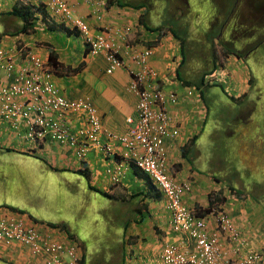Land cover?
Segmentation results:
<instances>
[{
	"label": "crops",
	"instance_id": "obj_1",
	"mask_svg": "<svg viewBox=\"0 0 264 264\" xmlns=\"http://www.w3.org/2000/svg\"><path fill=\"white\" fill-rule=\"evenodd\" d=\"M66 1L73 6L76 17L85 18L94 32L105 28L122 30L131 27L130 36L119 40L121 57L127 60L126 68L108 73L105 55L91 54L84 38L78 32L60 30L56 19H52L56 24L49 23L48 29L37 30L31 35L12 37L1 34L0 46H12L22 39L49 64L52 54L54 63H57L56 68L52 67V82L66 98L86 100L97 108L102 120L100 140L108 143L113 153L103 151V144L92 143L90 151L81 161L75 148L67 144L53 141L32 144L25 139L24 131H15L9 123H0V207L22 212L40 226H52L56 230L47 229L46 234L53 239L62 240L68 236L77 242L84 226L91 225L90 228L95 229L103 219L112 221L121 216L123 221L124 215L129 216L119 227L127 241L126 264H159V255L165 245L175 246L184 252L195 251L194 240L187 234L172 230V216L163 197L156 199V192L150 189L146 176L123 160L125 147L106 135L127 133V119H137L139 98L129 90L131 76L128 67L137 69L138 66L132 62L129 48L137 52L152 48L149 62L157 72L159 85L166 93H174L177 97L176 103H170L168 108L172 125L179 129L180 135L176 139H166V148L170 177L179 184L190 186L183 203L204 218L211 230L217 228L212 210L216 205L226 209L246 240L243 253L248 250L260 252L264 264V209L255 202L239 204L241 200L234 195L233 202L231 192L220 180L196 168V156H201L199 143L209 116L204 94L207 89L188 87L177 77L182 61L179 41L168 34L159 38L158 32L149 31L145 27L146 13L143 9L107 2L106 9H102L103 18L98 22L89 15L91 7L84 0ZM8 2L0 4V14L8 13ZM3 17L8 20L9 26L13 23L11 17ZM17 28L15 25L14 30ZM227 42H231L229 36ZM239 55V59L230 55L226 62L230 71L234 72L227 77L232 81L228 83V90L234 92L231 99L240 103L248 97L256 78H252L243 55ZM242 70L248 71L245 79L239 74ZM1 79L4 83L8 82L5 74L1 75ZM243 84L244 90L236 93L237 86L242 87L240 85ZM222 90L227 92L224 87ZM254 110L255 107H247L245 112L242 111L245 114L243 122L253 116ZM65 124L73 132L87 129V116L68 112ZM247 130L256 129L248 125ZM107 206L115 207L109 217L104 216ZM232 248L224 241L228 257L232 255ZM0 264H43V261L31 256L27 250L15 248L0 252Z\"/></svg>",
	"mask_w": 264,
	"mask_h": 264
},
{
	"label": "built area",
	"instance_id": "obj_2",
	"mask_svg": "<svg viewBox=\"0 0 264 264\" xmlns=\"http://www.w3.org/2000/svg\"><path fill=\"white\" fill-rule=\"evenodd\" d=\"M7 1L8 10L17 5L43 6L59 23L78 31L93 55H105L108 73L126 68L127 60L121 57L119 40L129 37L131 27L94 32L85 18L75 17L73 6L66 0H0V4ZM84 2L91 7V14L101 20L102 9L108 6L107 0ZM129 53H132V62L138 66L137 69L128 67L131 76L129 90L139 98L137 119H127L130 131L126 136H108L125 146L126 159L148 175L164 194L172 215V230L187 234L196 244L194 252L167 245L159 255V264H262L260 252L248 250L243 253L246 240L224 209L212 211L217 228L211 230L205 220L199 219L183 203L190 186L179 184L170 177L166 148V139L180 135L179 129L172 125L168 108L170 103H176L177 97L174 93H166L159 85L157 72L149 62L150 49L137 52L129 48ZM2 74H5L7 83L2 81ZM52 76L49 64L27 44L17 42L12 46H0V123H9L15 131H24V137L32 144L53 141L77 147L79 158H83L91 143L102 144L98 111L86 100L74 101L61 95ZM68 112L86 114L87 129L73 132L65 124ZM102 150L110 152L111 147L103 144ZM224 241L234 247L230 257L225 252ZM16 247L42 258L43 264H80L82 258L76 242L55 240L41 232L25 215L0 209V250Z\"/></svg>",
	"mask_w": 264,
	"mask_h": 264
},
{
	"label": "rangeland",
	"instance_id": "obj_3",
	"mask_svg": "<svg viewBox=\"0 0 264 264\" xmlns=\"http://www.w3.org/2000/svg\"><path fill=\"white\" fill-rule=\"evenodd\" d=\"M253 1L226 0V4L221 0H132V3L137 5L144 2L153 5L148 12L143 9L146 11L147 23L155 24L153 21L156 20L153 19L156 18L163 24L177 23L179 29H183L180 31L181 37L186 39L185 35L190 36L184 71L194 84L199 83L202 72L213 67V59L220 66V71L225 75L223 82L217 81L222 73L220 76L210 77L209 82L222 84L202 87L203 90L207 89L205 97L209 116L200 139L201 156H196L195 161L198 163L196 168L213 175L227 190L233 189L230 196L233 202L235 199L232 195L241 200L239 204L255 202L264 209V44L260 49L257 44L258 38L255 37L257 29L264 27V0L259 1L260 9L257 11L255 4H252ZM227 5L230 6L229 9ZM168 8L172 19H182L178 22L171 20L166 15ZM215 8L219 12L217 15ZM10 19L13 23L11 22L9 26L8 20L0 16V35L13 31L15 25L19 29L22 27L21 20L14 17ZM186 21L191 28L185 27ZM168 35H171L170 32ZM227 36L229 41L231 40L229 43ZM235 42L238 43L235 45ZM228 50L242 54L244 63L251 70L252 78H256L255 86L248 97L241 101L243 103L231 99L234 92L228 90V83L232 81L226 77L234 73L230 71V65L226 62ZM247 73L239 71L244 79ZM240 86L242 87L237 86L236 93L244 90L245 85ZM223 87L227 92L222 90ZM231 88L233 89V85ZM247 107H255V110L252 112L253 116H249L250 119L243 122L242 116H245ZM248 125L256 130H247ZM114 209V206H107L104 216L109 217ZM128 217L124 215L123 221L121 216L112 221L103 219L100 226L95 229L90 228L91 225L82 228L83 234L81 233L77 240L84 249L86 264H126L124 257L127 254V241L119 227L125 224Z\"/></svg>",
	"mask_w": 264,
	"mask_h": 264
},
{
	"label": "trees",
	"instance_id": "obj_4",
	"mask_svg": "<svg viewBox=\"0 0 264 264\" xmlns=\"http://www.w3.org/2000/svg\"><path fill=\"white\" fill-rule=\"evenodd\" d=\"M259 1L260 0H254L252 2V4H255V10L256 11L260 9L259 8ZM108 3L111 4L112 2L109 1ZM170 3H172V1ZM118 5H120L121 7H133L134 6L137 10H141V9L145 8L147 12L151 10V6H152V5H149V3L145 4L144 2H140V3H137V5H133L132 0H120V1H118ZM169 11H170V9L168 8L167 11H166V15L171 20H173L175 22L176 21L178 22L179 20L182 19V18H175V19L173 18L172 19L169 16ZM39 13L42 14L44 20L46 21V19H47L46 10H45V8L43 6H40L39 8H35V7H31V6H19V5H17V6H15L13 8V10L11 12L3 13V14H0V15H3V16L7 15L8 17H14V18H17V19L21 20V22L23 24L22 27L20 29L17 28L12 33L20 34V35H30V34L35 32L34 22H35V19H37V15ZM162 16L163 15L161 13V17ZM144 19H145L144 22H146L147 19L145 17H144ZM152 19H151V21H152ZM153 20H156L158 23H156V21H153L155 24H153V23L150 24V23H147V22L145 23L146 24L145 27L149 31L158 32L159 33V38L165 37L170 32V34L173 35V37L177 41H179V44H180L181 50H182V61L180 62V65H179V67L177 69V72H176L177 77L184 83V85H186L188 87L194 86L198 90H202V87L208 86L207 83H206V79L208 78V76H210L215 71H217L218 64L216 62H214V65H213V67L211 69H208V70H206V71L201 73V75L199 76V78H200L199 79V83L194 84L191 80L188 79L189 77L187 78V72L185 73V71H184V67H185V64L187 62L186 53L188 55V52H189L188 49H187V44L189 42L190 36L188 37L187 35H185L186 39L182 38L180 31L183 30V29H179V27L177 26V23H174V24H165L164 23L163 24V23H161L159 18H156V19H153ZM141 22L144 23L142 20H141ZM184 25H185V27L188 26V27L191 28V26L187 23V21L184 23ZM5 35H7V33H5ZM255 37L258 38L257 44L259 45L260 49L263 48V44H264V27L257 29ZM0 39H1V37H0ZM231 54L240 57L239 53H237L236 51L228 50V52H226V56L227 57H229V55H231ZM49 59H50L49 60L50 61V65L53 68H56L57 63H54V57L52 56V54H50ZM185 75H186V77H185ZM212 86H217V85L214 84ZM218 87H219V85H218ZM148 183H149L150 189L152 191L156 192L155 198L159 199L160 197H162L161 193L157 190L156 186L152 183V181L150 179H148ZM81 264H86V257L83 256Z\"/></svg>",
	"mask_w": 264,
	"mask_h": 264
},
{
	"label": "clouds",
	"instance_id": "obj_5",
	"mask_svg": "<svg viewBox=\"0 0 264 264\" xmlns=\"http://www.w3.org/2000/svg\"><path fill=\"white\" fill-rule=\"evenodd\" d=\"M110 0H107V2H109ZM221 1H224V3H226V0H221ZM108 4V3H107ZM227 4V3H226ZM149 5H152V4H150L149 3ZM153 6V5H152ZM32 7V6H31ZM227 7H228V9H229V7L230 6H228L227 5ZM13 9H11V10H9V11H7V12H11ZM215 11H216V15H217V13H219L218 12V9L217 8H215L214 9ZM91 12H92V10H91ZM91 12H90V16H92L93 18H95V16L93 15V14H91ZM39 15H42L41 13H39L38 15H37V19H35V22H34V26H35V31H37V30H41V29H48L49 28V26H48V24L50 23V24H53L54 22H53V20L52 19H55L54 17H52L50 14L48 15V13L46 12V16H47V19H46V21L44 20V18H43V16L42 17H40ZM219 16V15H218ZM75 17H76V15H75ZM82 18V17H81ZM103 18V17H102ZM213 18V17H212ZM211 18V19H212ZM215 18V17H214ZM96 19V18H95ZM216 19V18H215ZM57 20V19H56ZM102 20V19H101ZM101 20H97L96 19V21H98V22H100ZM212 21H213V19H212ZM58 22V21H57ZM88 22V21H87ZM89 23V22H88ZM54 24H56V23H54ZM90 24V23H89ZM56 26L60 29V30H64V31H73V32H78V31H76V30H74V29H71V28H69V27H67V26H65V25H63V24H61V23H57L56 24ZM91 26V25H90ZM223 27V26H222ZM92 28V27H91ZM236 28V27H235ZM237 29V28H236ZM16 30V29H15ZM14 30V31H15ZM92 30H93V28H92ZM101 30H103V29H101ZM101 30H99V31H101ZM132 30V29H131ZM94 31V30H93ZM217 31V30H216ZM220 31H221V29H220ZM220 31H219V34H220ZM236 31V30H235ZM13 31H10V32H8L7 33V35L9 34V35H11L12 37H17V35H20V34H14V33H12ZM96 32H98V31H96ZM234 32V31H233ZM32 34H34V33H32ZM78 34L79 35H81L79 32H78ZM131 34V33H130ZM214 34H215V32H214ZM213 34V36H215ZM31 35V34H30ZM82 36V35H81ZM130 36V35H129ZM83 37V36H82ZM84 38V37H83ZM85 40V39H84ZM17 42H23V43H25V41H22V39H18L15 43H17ZM25 44H27V43H25ZM85 45L88 47V45L86 44V42H85ZM88 49H89V47H88ZM145 49H152V48H145ZM144 49V50H145ZM152 51V50H151ZM89 52H90V49H89ZM91 53V52H90ZM152 53H153V51H152ZM92 54V53H91ZM232 55V54H231ZM230 56V55H229ZM236 57H238V56H236ZM41 58V57H40ZM228 58V57H227ZM42 59V58H41ZM43 60V59H42ZM44 62H46V63H48L47 61H45V60H43ZM217 63V62H216ZM49 64V63H48ZM213 64H214V59H213ZM49 66L52 68V66L49 64ZM53 69V68H52ZM221 70V68H220V66L218 65V69H217V71H215L213 74H211L210 76H208V79H210V77H214V76H220L221 75V73H222V71H220ZM53 72V71H52ZM54 74V73H53ZM228 77V76H227ZM226 77V78H227ZM225 79V75L222 73V75L217 79V81H221V82H223V80ZM207 80V79H206ZM208 81V80H207ZM210 82L208 81V84L207 85H209V86H212V85H214L215 83L214 82H211V83H213L212 85L211 84H209ZM217 84H222V83H216L215 85H217ZM130 86V85H129ZM59 92H60V90H59ZM61 93V92H60ZM62 95V94H61ZM65 97V96H64ZM66 98V97H65ZM68 99V98H67ZM70 100V99H69ZM74 101H77V100H74ZM172 104H175V103H172ZM94 106V105H93ZM95 107V106H94ZM96 108V107H95ZM97 109V108H96ZM98 111V110H97ZM130 118V117H129ZM100 120H101V118H100ZM128 123V122H127ZM128 127H129V124H128ZM101 129H102V120H101ZM130 129V127L128 128V130H127V133H125V134H123V135H116V134H111V133H108V134H106L107 135V137H109L108 135L109 134H111V135H116V136H119V137H121V136H126L128 133H129V130ZM78 132V131H77ZM76 133V132H75ZM179 137V136H178ZM178 137H176V138H178ZM100 138V137H99ZM111 137H109V139H110ZM176 138H174V139H176ZM26 139V138H25ZM27 140V139H26ZM112 140H114V141H116L117 143L119 142V143H121L120 141H118L117 139H112ZM28 141V140H27ZM100 142H101V140H100ZM46 143V142H45ZM44 143V144H45ZM102 143V142H101ZM92 144V143H91ZM91 144H90V147H91ZM102 144H108V143H102ZM122 144V143H121ZM36 145H40V144H36ZM123 145V144H122ZM70 146V145H69ZM124 146V145H123ZM72 147V146H71ZM125 147V146H124ZM73 148H75V150H76V154H77V147H73ZM90 151V148H89V150H88V152ZM126 151H127V149L125 148V152L122 154V157H123V160H125L128 164H132L134 167H136V165L132 162V161H129V160H127L126 159V157H125V153H126ZM87 152V153H88ZM87 153H86V155H87ZM108 153H110V154H112L113 152L110 150V152H108ZM86 155L83 157V158H79V156H78V154H77V156H78V158L81 160V161H83L84 159H85V157H86ZM136 169L138 170V171H140L143 175H145L146 176V178L147 179H150L151 181H152V183L156 186V188H157V190L161 193V196L163 197V199H164V201H165V203H166V207H167V201H166V198H165V196H164V194L160 191V189H159V187L154 183V181L151 179V178H149V176L148 175H146L144 172H142L141 170H139L137 167H136ZM231 188V187H230ZM233 190V189H232ZM232 190H228V191H230V192H232ZM234 192H236V191H234ZM215 208L216 209H224L223 207H221V206H215ZM215 208L212 210V211H214L215 210ZM0 209H6V210H10V211H14V212H17V213H21V212H19V211H16V210H12V209H9V208H5V207H0ZM168 209V208H167ZM193 210V209H192ZM225 211H226V209H224ZM169 211V210H168ZM194 211V210H193ZM170 212V211H169ZM194 213H195V215L197 216V214H196V212L194 211ZM226 213H227V211H226ZM21 214H23V213H21ZM171 214V213H170ZM228 214V213H227ZM23 215H25L37 228H39L40 230H41V232H43V233H45V235H47L46 234V230L47 229H51V230H56L55 228H53L52 226H49V225H45V226H40V224L39 223H37V222H35V221H33L29 216H27L26 214H23ZM229 215V214H228ZM172 216V215H171ZM230 216V215H229ZM199 219H203V220H205L204 218H201V217H199V216H197ZM206 221V220H205ZM171 222H172V220H171ZM172 228V227H171ZM56 240V239H55ZM62 240H72V241H74V242H76L78 245H79V247H80V250H81V253H82V258H81V261H82V259H83V256H84V252H83V249H82V247H81V245L75 240V239H73V238H70V237H68V236H66V237H64V238H62ZM62 240H59V241H62ZM167 245H165V247H166ZM165 247L163 248V250L165 249ZM16 248H20V249H24V248H22V247H16ZM15 249V248H14ZM6 250H12V249H6ZM24 250H26V249H24ZM162 250V251H163ZM4 250H0V252H3ZM28 252V251H27ZM162 253V252H161ZM31 255V254H30ZM32 256V255H31ZM34 257V256H33ZM35 258H38V257H35ZM40 259H42V258H40ZM42 261H43V259H42ZM81 261H80V264H81Z\"/></svg>",
	"mask_w": 264,
	"mask_h": 264
}]
</instances>
